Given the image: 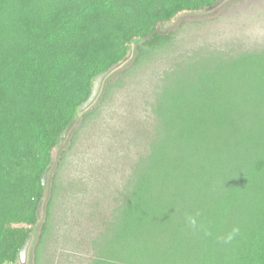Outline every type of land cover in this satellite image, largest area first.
I'll list each match as a JSON object with an SVG mask.
<instances>
[{
	"label": "trees",
	"instance_id": "16d2710c",
	"mask_svg": "<svg viewBox=\"0 0 264 264\" xmlns=\"http://www.w3.org/2000/svg\"><path fill=\"white\" fill-rule=\"evenodd\" d=\"M216 1L0 0V264H21L19 251L39 224L32 254L42 264L58 194L55 174L49 188L41 181L53 150L79 118L89 122L98 97L104 102L173 52L174 34L163 25ZM149 106L147 148L92 242L89 264H264V47L181 57L163 71ZM196 211L211 237L185 227V214ZM233 225V241L217 242Z\"/></svg>",
	"mask_w": 264,
	"mask_h": 264
},
{
	"label": "rangeland",
	"instance_id": "374dc122",
	"mask_svg": "<svg viewBox=\"0 0 264 264\" xmlns=\"http://www.w3.org/2000/svg\"><path fill=\"white\" fill-rule=\"evenodd\" d=\"M162 30L174 34L173 52L158 57L104 102L99 103L98 97L91 106L96 109L89 122L79 118L53 150L46 186L50 187L55 174L58 194L51 206V229L42 249V264H89L95 257L92 242L105 230L103 222L112 220L119 192L147 148L154 118L149 103L163 71L198 50L233 55L264 47V0H221L209 9L178 14ZM130 62L110 73L105 83ZM48 197L41 206V220ZM39 228L40 224L21 264H33Z\"/></svg>",
	"mask_w": 264,
	"mask_h": 264
},
{
	"label": "clouds",
	"instance_id": "9594fccd",
	"mask_svg": "<svg viewBox=\"0 0 264 264\" xmlns=\"http://www.w3.org/2000/svg\"><path fill=\"white\" fill-rule=\"evenodd\" d=\"M199 216V211H196L195 213H186L184 217L185 227L194 233L200 232L205 237H211L213 235L211 229L207 224L198 220ZM239 232V226L233 225L230 230L224 232L223 234L216 235L215 239L219 243L229 244L239 234Z\"/></svg>",
	"mask_w": 264,
	"mask_h": 264
},
{
	"label": "water",
	"instance_id": "95a60500",
	"mask_svg": "<svg viewBox=\"0 0 264 264\" xmlns=\"http://www.w3.org/2000/svg\"><path fill=\"white\" fill-rule=\"evenodd\" d=\"M221 0H217L215 4H218ZM114 67L110 68L109 71L107 72H104L100 75H98L93 84H92V87H91V91H90V94L88 96V98L81 104L80 108H79V111H83L84 109H86L96 98V96L98 95L99 93V90L101 88V84H102V81L103 79L105 78V76L113 69ZM68 132V129L65 130L61 136V139H63V137L67 134ZM48 171L49 169L46 170L45 174L42 176V184L45 186L46 185V179H47V175H48ZM40 210H41V204L38 206L37 208V215L40 214ZM30 238L31 237H28L27 240L25 241V243L23 244L22 248L20 249L19 251V261L21 263H24L25 260H26V256H27V249H28V245H29V242H30Z\"/></svg>",
	"mask_w": 264,
	"mask_h": 264
}]
</instances>
